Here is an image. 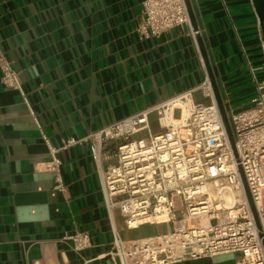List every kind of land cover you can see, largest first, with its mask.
I'll list each match as a JSON object with an SVG mask.
<instances>
[{
  "label": "crops",
  "instance_id": "crops-1",
  "mask_svg": "<svg viewBox=\"0 0 264 264\" xmlns=\"http://www.w3.org/2000/svg\"><path fill=\"white\" fill-rule=\"evenodd\" d=\"M144 1L0 0V51L20 74L28 101L1 84L0 72V264H110L114 230L129 242L167 228L128 230L119 211L108 214L86 144L58 154L63 189L56 191L42 133L59 148L188 91L195 103L209 105L197 89L209 78L198 39L226 113L239 112L235 99L251 106L247 61L262 64L264 40L253 0H191L195 40L192 26L142 38ZM150 125L161 131L155 114ZM113 149L105 147L103 168ZM78 232L91 237L81 252L65 239ZM240 258L179 264H237Z\"/></svg>",
  "mask_w": 264,
  "mask_h": 264
},
{
  "label": "built area",
  "instance_id": "built-area-1",
  "mask_svg": "<svg viewBox=\"0 0 264 264\" xmlns=\"http://www.w3.org/2000/svg\"><path fill=\"white\" fill-rule=\"evenodd\" d=\"M184 26L191 27L185 0H145L137 33L144 39L157 38ZM197 34L191 29L194 40ZM261 56L258 67L247 61L255 89L250 108L227 114L235 151L209 78L197 88L210 99L209 105L195 103L188 91L84 139L66 140L59 148L41 134L51 158L46 169L57 176L56 191L63 189L58 154L86 144L96 164L108 214L119 211L128 230L146 224L167 227L154 236L129 242L114 230L106 254L110 264H179L226 254H240L237 264H264V40ZM0 72L1 84L18 91L28 104L20 74L1 51ZM177 111L179 118L174 116ZM153 114L159 133L151 129ZM34 121L40 129L36 117ZM143 132L144 138L133 139ZM106 146L114 149L108 156L110 163L103 168ZM65 239L76 252L91 247V237L84 232Z\"/></svg>",
  "mask_w": 264,
  "mask_h": 264
},
{
  "label": "water",
  "instance_id": "water-1",
  "mask_svg": "<svg viewBox=\"0 0 264 264\" xmlns=\"http://www.w3.org/2000/svg\"><path fill=\"white\" fill-rule=\"evenodd\" d=\"M185 3H186V7H187V11H188V15H189L191 26L193 27L194 31H197L198 30V26H197V23H196V17H195V14H194V10H193V7H192L191 0H185ZM253 3H254V8H255L256 14H257V16H258V18L260 20V23L262 24V26L264 28V0H253ZM198 42H199V45H200V50H201L202 56L204 58V63L206 64L208 76L210 78V82H211L213 90H214V95H215L216 102H217L218 107L220 109V112H221V115H222V119H223V122H224V125H225V128H226L229 140H230L231 145H232V147H233V149L235 151L234 136H233V133H232L231 125H230V122L228 120V116H227L226 110H225L224 105L222 103V100L220 98V95H219V92H218L214 77L212 75V71H211L210 66L208 64V60H207V57H206V52L204 50L203 44L201 43L200 39H198ZM240 173L242 175L244 186H245L246 192H247L249 200H250V206H251V209H252V212H253V216H254L257 228H258L259 231H261V226H260V223H259V220H258L256 209H255L254 203L252 202V200H251V198L249 196L247 185L245 183V178L243 176V173H242L241 169H240ZM260 236L263 237L262 234H260ZM262 243H263V246H264V240H263Z\"/></svg>",
  "mask_w": 264,
  "mask_h": 264
},
{
  "label": "rangeland",
  "instance_id": "rangeland-1",
  "mask_svg": "<svg viewBox=\"0 0 264 264\" xmlns=\"http://www.w3.org/2000/svg\"><path fill=\"white\" fill-rule=\"evenodd\" d=\"M249 86H250V85L248 84V85H245L243 88L245 89V88H247V87H249ZM251 86H252V85H251ZM236 101H238V100L235 99V100H234V102H235L234 104H236L237 106L240 107V108H239V109H240L239 112L246 111V110H248V109L250 108L248 105L240 106L241 103L239 104V102H236ZM237 112H238V110H236L235 113H237ZM174 116H175V118H179V112H178V111L175 112ZM145 136H146V132H143V133H140V134H137V135L133 136V139L138 140V139L144 138ZM139 233L145 235V232H144V231H140Z\"/></svg>",
  "mask_w": 264,
  "mask_h": 264
}]
</instances>
